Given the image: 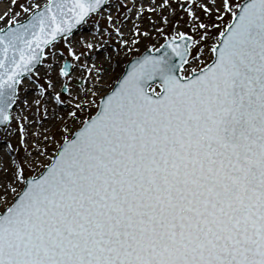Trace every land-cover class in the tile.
Returning <instances> with one entry per match:
<instances>
[{"label":"snow or ice","instance_id":"obj_1","mask_svg":"<svg viewBox=\"0 0 264 264\" xmlns=\"http://www.w3.org/2000/svg\"><path fill=\"white\" fill-rule=\"evenodd\" d=\"M16 2L0 264H264V0Z\"/></svg>","mask_w":264,"mask_h":264},{"label":"rangeland","instance_id":"obj_2","mask_svg":"<svg viewBox=\"0 0 264 264\" xmlns=\"http://www.w3.org/2000/svg\"><path fill=\"white\" fill-rule=\"evenodd\" d=\"M23 2H24V0H17V2H16V8H15V11H16V12H19V11H20L19 4H20V3H23ZM36 2H39V3L43 4V3L45 2V0H36ZM11 7H12V5H11V0H0V15H2L3 13H5L6 11L11 10ZM27 15H28V13L25 12V13H23V15H22L20 18L23 19V16H27ZM0 27H3V23H0ZM136 54H137V53H136V51L134 50L131 54H128V55L122 57L121 60H120L119 67H120L121 69H124L125 64H126L129 60H131V59L133 58V56H135ZM125 61H126V62H125ZM109 75L112 77L111 80L109 79ZM109 75H107V80L104 81L105 84H104V89H103V90H106V89L112 88L113 85H114V84L116 83V81H117L116 78H115V73H110ZM109 80H110V81H109ZM86 85H87V83H86V79H85L84 81H81V82H80V85H79V86H80L81 88H83V87H85ZM94 100H95V102H98V101H99V97L94 98ZM61 139H62V137H61L59 134H57V140L59 141V140H61ZM52 151H54V149H52ZM19 152H20V155H23V149H22V146H21V148L19 149ZM50 159H51V156L45 157L44 160H43V163H44V164H47L48 161H49ZM36 174H37L36 171H33V172L31 173L32 176H35Z\"/></svg>","mask_w":264,"mask_h":264},{"label":"bare ground","instance_id":"obj_3","mask_svg":"<svg viewBox=\"0 0 264 264\" xmlns=\"http://www.w3.org/2000/svg\"><path fill=\"white\" fill-rule=\"evenodd\" d=\"M88 63L91 65L93 63V61L91 59L88 60ZM107 80V75L104 77V81ZM111 80V79H110ZM109 80V81H110ZM86 83L88 87H91V84L88 82V79L86 78ZM105 84V82H103Z\"/></svg>","mask_w":264,"mask_h":264},{"label":"water","instance_id":"obj_4","mask_svg":"<svg viewBox=\"0 0 264 264\" xmlns=\"http://www.w3.org/2000/svg\"><path fill=\"white\" fill-rule=\"evenodd\" d=\"M131 61H132V60H131ZM131 61L126 65L125 70H127V68L130 66ZM117 83H118V82H117ZM117 83H116V84H117ZM116 84H115V86H116Z\"/></svg>","mask_w":264,"mask_h":264}]
</instances>
